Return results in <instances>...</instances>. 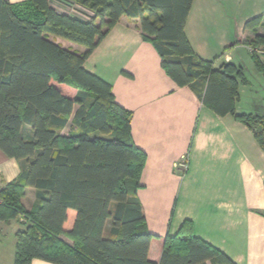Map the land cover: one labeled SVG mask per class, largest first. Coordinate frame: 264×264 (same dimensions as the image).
<instances>
[{"label":"trees","instance_id":"1","mask_svg":"<svg viewBox=\"0 0 264 264\" xmlns=\"http://www.w3.org/2000/svg\"><path fill=\"white\" fill-rule=\"evenodd\" d=\"M192 3L0 0V149L26 165L0 190V219L21 223L14 264H31L33 259L55 264H236L183 229L166 238L160 262L148 258L154 235L138 197L146 155L131 134L132 112L116 102L111 83L85 68L86 59L122 16L139 18L144 39L156 47L177 85L192 88L218 115L233 114L264 150V111L236 112L240 84L247 82L243 67L227 63L217 68L215 61L193 51L185 33ZM72 5L93 15H73L67 10ZM262 22L263 15L247 21L246 29L256 32L245 42L264 71L258 59L264 55V32L256 30ZM50 36L86 51L77 54ZM57 84L74 88L75 95L65 94ZM27 187L36 189L31 210L22 204ZM70 208L77 216L66 231Z\"/></svg>","mask_w":264,"mask_h":264},{"label":"crops","instance_id":"2","mask_svg":"<svg viewBox=\"0 0 264 264\" xmlns=\"http://www.w3.org/2000/svg\"><path fill=\"white\" fill-rule=\"evenodd\" d=\"M261 15L263 22L256 28L260 33L264 0H193L185 33L197 56L215 61L217 68L233 63L245 74L255 71L252 77L263 88L264 71L245 42L256 32L246 29L247 21ZM49 38L77 54L86 51L80 44ZM258 59L264 67V55ZM85 68L111 83L116 102L132 112L131 134L146 155L138 197L154 235L148 258L160 262L166 238L183 229L236 264H264V150L252 130L233 114L218 115L189 86L177 85L156 47L144 39L139 18L122 16L86 59ZM57 85L67 94L65 84ZM249 85L247 77L240 94ZM240 94L237 113L264 111L241 106ZM184 161L187 171L181 167ZM25 166L0 149V190ZM35 200L36 189L27 187L22 204L31 210ZM67 214L64 229L70 231L77 213L70 208ZM20 227L18 219H0V264H14ZM31 264L55 263L33 259Z\"/></svg>","mask_w":264,"mask_h":264},{"label":"rangeland","instance_id":"3","mask_svg":"<svg viewBox=\"0 0 264 264\" xmlns=\"http://www.w3.org/2000/svg\"><path fill=\"white\" fill-rule=\"evenodd\" d=\"M255 72V71H254ZM253 71L246 72L248 79L251 81V85L242 86L240 94V105L245 108H250L252 106L254 109L261 110L264 108V87H259L256 83ZM65 92L67 94L75 95L76 91L74 88L69 86L65 87ZM254 101H257V104H254Z\"/></svg>","mask_w":264,"mask_h":264},{"label":"built area","instance_id":"4","mask_svg":"<svg viewBox=\"0 0 264 264\" xmlns=\"http://www.w3.org/2000/svg\"><path fill=\"white\" fill-rule=\"evenodd\" d=\"M68 12H70L73 15L79 16L83 19H90V17L93 15L92 11H89L88 9L81 7L80 5H72L67 6ZM258 53H263L261 50H257ZM181 167L184 171H187L188 169V163L186 161L182 162ZM0 203H2V198L0 197Z\"/></svg>","mask_w":264,"mask_h":264}]
</instances>
